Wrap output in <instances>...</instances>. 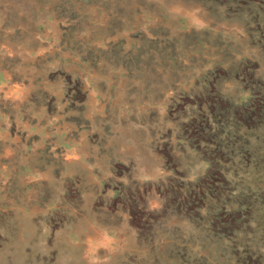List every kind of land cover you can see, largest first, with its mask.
<instances>
[{
	"label": "rangeland",
	"instance_id": "1",
	"mask_svg": "<svg viewBox=\"0 0 264 264\" xmlns=\"http://www.w3.org/2000/svg\"><path fill=\"white\" fill-rule=\"evenodd\" d=\"M0 264H264V0H0Z\"/></svg>",
	"mask_w": 264,
	"mask_h": 264
}]
</instances>
